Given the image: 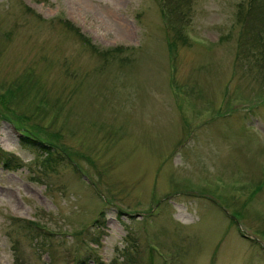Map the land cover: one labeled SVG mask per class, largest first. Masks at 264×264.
<instances>
[{"label":"rangeland","instance_id":"rangeland-1","mask_svg":"<svg viewBox=\"0 0 264 264\" xmlns=\"http://www.w3.org/2000/svg\"><path fill=\"white\" fill-rule=\"evenodd\" d=\"M252 4L0 0V264H264Z\"/></svg>","mask_w":264,"mask_h":264},{"label":"trees","instance_id":"trees-1","mask_svg":"<svg viewBox=\"0 0 264 264\" xmlns=\"http://www.w3.org/2000/svg\"><path fill=\"white\" fill-rule=\"evenodd\" d=\"M252 1L253 0H249V5H248V9L249 10H252L253 9V4H252ZM264 9V7H262ZM66 22V26H68V28H71V29H76L77 32H79V28L78 27H75V25L69 21V20H64ZM259 21V20H258ZM264 22V20H262ZM259 21L257 22V24L255 25L254 29H255V33L253 34V38L255 39V42L257 44L258 43V40L259 42L262 44V46L264 47V23ZM261 26V28L259 29L258 27ZM81 40L87 42V44H90L89 43V38H85V36L83 35L82 37H80ZM260 49V46L257 45ZM108 51L107 50H104L102 51V53H107ZM21 144L25 147V148H28L32 151H34L35 153H39V152H45V156L42 158V160L45 162V163H48L51 161V153L50 151H52V149L50 150V148H52V145L51 143H48L46 141H43L39 138H35V137H32L30 136L28 133H24L22 136H21ZM84 260V259H83ZM83 260L81 259L79 261V264H83Z\"/></svg>","mask_w":264,"mask_h":264}]
</instances>
